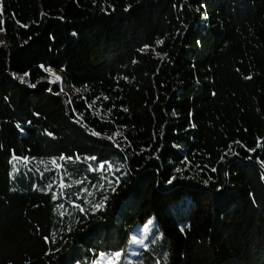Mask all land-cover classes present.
I'll return each mask as SVG.
<instances>
[{"label":"trees","instance_id":"obj_1","mask_svg":"<svg viewBox=\"0 0 264 264\" xmlns=\"http://www.w3.org/2000/svg\"><path fill=\"white\" fill-rule=\"evenodd\" d=\"M0 8V264H93L153 215L158 264H264V0ZM13 154L79 156L64 163L73 185ZM86 176L102 186L88 203L75 184Z\"/></svg>","mask_w":264,"mask_h":264},{"label":"rangeland","instance_id":"obj_2","mask_svg":"<svg viewBox=\"0 0 264 264\" xmlns=\"http://www.w3.org/2000/svg\"><path fill=\"white\" fill-rule=\"evenodd\" d=\"M0 40H4L3 33H0ZM53 70L55 71L56 75L62 78L61 80L55 81L54 83H59L61 86V89L72 97L75 91L64 83L63 76L61 73L57 72L55 69ZM48 74L50 77V81L55 80V77L51 73L48 72ZM15 162L16 164L28 165V166H31V164H33V162L31 161L23 162L21 160H15ZM59 163H65V161H61L60 159H53L50 161H40L33 165H36L35 167L38 171L39 176H42L47 171L53 170L54 176L59 175V177H61V183H60L61 188H63L64 185H73L71 183L62 181V176L64 175V171L67 172L68 168L66 166L63 169L58 168L57 165ZM90 169H94L91 171L93 173H96L98 179L100 178L103 180L104 178H106L104 174L105 172L104 169L103 170H101L100 168L98 169L90 168ZM102 180H101V185L103 183ZM75 184H76V190L79 192V193H76L77 197L82 198L87 203L95 199L99 195L102 189V186L97 187L95 185H92L91 178L89 177L86 178V181L84 184H81L79 182H76ZM71 205H69V207H71ZM149 219H152L153 223L149 225V231L146 232L145 224L147 223ZM133 236L137 237V239H143L144 244L132 242L131 238ZM163 240H164L163 236L161 234H158L157 232L156 218L153 215L149 217L143 224H139L133 227L131 234H130L129 242L127 246L125 247V249L121 250L122 255L120 258L116 260V264H158L157 258L153 257L150 250L153 247L154 248L157 247L158 244L161 245L163 243ZM115 252L116 251L106 252L104 257L99 256V258L93 264H108V260L110 258H114Z\"/></svg>","mask_w":264,"mask_h":264},{"label":"snow or ice","instance_id":"obj_3","mask_svg":"<svg viewBox=\"0 0 264 264\" xmlns=\"http://www.w3.org/2000/svg\"><path fill=\"white\" fill-rule=\"evenodd\" d=\"M130 7H131V5L128 6V8H130ZM174 7H175V5H174ZM181 7H182V6H181ZM128 8H126L125 11H127ZM0 11H2V8H0ZM203 15H204V17H207V16H208V12H207V11H204V12H203ZM3 23H4V21L0 20V25H2ZM0 33H3L4 35H6V34H7V30H6L5 28H3V27H0ZM73 35H75V33H73ZM4 43H5V41L0 40V45H2V44H4ZM197 44L199 45V44H200V41H197ZM134 62H135V61H134ZM40 67H41V68H44V65L41 64ZM61 70H63V68H62ZM47 71H48L49 73H51V74L55 77V80L50 81V83H54L55 81H59V80L62 79L60 76L56 75L55 71H54L51 67H49V68L47 69ZM24 75L27 76V75H29V73L26 72V73H24ZM245 79H251V77H245ZM19 80H20L21 83H26V84H28L29 87H31V88H33V89H35V88L37 87V83H39V81H37V83H29L28 81L24 80V77H23V76L19 77ZM47 90H48L49 92L52 91L51 88H48ZM76 91L79 92L80 89H76ZM57 94H58V93H57ZM105 99H107V97H105ZM34 115H37V116H38L39 113H35ZM173 115H175V112H173ZM28 123L31 124V121H28ZM16 128L19 129V130L21 131V133H24V132L26 131L23 127H21V125H20L19 123L16 124ZM46 134H47L48 136H53V133H52V132H47V130H46ZM92 134H93V135H96V136H100V135H101V133H99V132H94V133H92ZM0 149H3V145H2V144H0ZM255 150H256L255 148H253V149H249V151H255ZM12 159H13V160H15V159L25 160V159H27V158H25V157H17L15 154H13ZM73 159H80V157H79V156L72 157V156H65V155H62V156L60 157V160H61V161H72ZM89 159L95 160V159H97V158H96V157H89ZM125 159H126V157H125ZM260 163H261L262 165H264V161H260ZM98 166H99V168H100L101 170H103V168H104V163H100ZM57 167L60 168V169H63V168L65 167V165H64V163H59V164L57 165ZM108 167L111 168V167H112V164H111V163H108ZM90 170H94V169H90ZM116 170L119 171V169H116ZM177 171H180V169H177ZM213 171H215V169H213ZM125 175H126V174H125ZM175 179H176L175 176L171 177V178L169 179L168 183H172V181L175 180ZM81 183H83V182L81 181ZM115 183L118 184V183H119V180L117 179V180L115 181ZM205 183H207V182L205 181ZM62 186H63V185H62ZM48 187L51 188V184H49ZM111 191H112V192H115V188H114V187L111 188ZM216 191H217V193L220 194V196L217 197V199L219 200V199L223 196V186H218L217 189H216ZM107 200H108V197H107V196H103V199H102L101 203L97 204L95 207H96V208L106 207ZM81 210H82V209H81ZM152 223H153L152 219H149V220L147 221V223L145 224V231H146V232L149 231V225H151ZM180 231H181V232H184V227H181ZM161 235H163V234H161ZM131 241H132V242H135V243H139V244H144V240H143V239H137V237H135V236H133V237L131 238ZM121 255H122V252H121V251H116V252L114 253V258H110V259L108 260V264H116V260H117L118 258H120ZM100 256H101V257H104V256H105V253H103V252L100 253ZM166 258H167V257H165V259H166Z\"/></svg>","mask_w":264,"mask_h":264}]
</instances>
